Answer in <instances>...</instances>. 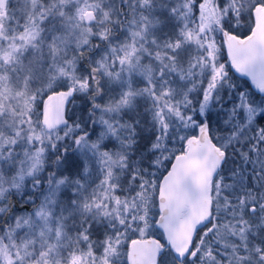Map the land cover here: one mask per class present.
<instances>
[{"label":"snow or ice","instance_id":"obj_1","mask_svg":"<svg viewBox=\"0 0 264 264\" xmlns=\"http://www.w3.org/2000/svg\"><path fill=\"white\" fill-rule=\"evenodd\" d=\"M0 264H264V0H0Z\"/></svg>","mask_w":264,"mask_h":264}]
</instances>
